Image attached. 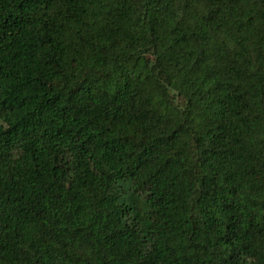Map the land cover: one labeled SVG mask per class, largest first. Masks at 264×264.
I'll return each mask as SVG.
<instances>
[{
	"label": "trees",
	"instance_id": "trees-1",
	"mask_svg": "<svg viewBox=\"0 0 264 264\" xmlns=\"http://www.w3.org/2000/svg\"><path fill=\"white\" fill-rule=\"evenodd\" d=\"M0 264H264V0H0Z\"/></svg>",
	"mask_w": 264,
	"mask_h": 264
}]
</instances>
